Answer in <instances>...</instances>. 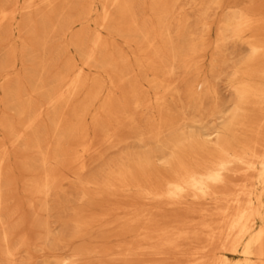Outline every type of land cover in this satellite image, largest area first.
Segmentation results:
<instances>
[{"label":"rangeland","instance_id":"1","mask_svg":"<svg viewBox=\"0 0 264 264\" xmlns=\"http://www.w3.org/2000/svg\"><path fill=\"white\" fill-rule=\"evenodd\" d=\"M97 1L99 10L87 15L89 34L96 32L95 22L101 15L102 0ZM168 2L171 5L166 18L168 37L176 52L172 57L168 50L165 51L168 60L160 75L165 87H154L150 82L152 74L143 73L138 66L140 49L147 48L145 43L121 36L113 29H102L103 39L120 52L128 65L125 78L138 85L143 99L139 108L128 110L132 118L123 122L116 135L111 136L114 121L98 127H94L92 121L111 92L105 68L97 61L87 60L72 46L66 51L67 56L57 60L59 65L64 64L66 58L77 64L88 62L83 73L85 86L69 103L59 105L68 116L72 107L83 102L93 80L101 83L96 99L88 106L83 118L93 137L83 168L78 167L76 160L72 163L63 156H50L56 148L52 132L54 107L46 103L45 94L56 82L48 73L44 75L46 83L40 86L41 58L33 61L22 55L19 72L23 99L35 104L40 144L39 147L31 144V129L22 128L23 137L12 142L0 127V139L5 142L0 173V264H177L183 252L189 253L204 240L203 234H191L177 241L180 250H172L159 247L155 239H144L145 228H170L179 218V211L163 203L139 198L132 179L126 185L109 187L106 183L118 170L123 167L134 169L146 156L152 159V181L155 175L166 171L168 146L179 131H165L156 139L150 137L161 116L184 117L182 128L195 131L203 126L201 130L206 133L229 121L237 99V81L247 70L246 62L251 56L249 43L264 36V0ZM110 10L114 12V8L110 7ZM135 12L140 22H155L151 0H137ZM241 16L248 17V25L237 33L235 25ZM71 27L77 30L80 25L73 23ZM66 39H53L48 47L62 46ZM155 43L160 40L156 38ZM39 55L47 57V54ZM198 79L207 81L200 100L192 93ZM114 93L121 95L119 90ZM0 97L4 98L2 92ZM155 97H161L158 104ZM217 109L223 111L222 116L212 115V110ZM4 116L14 120L15 112L1 103L0 118ZM185 118L201 121L191 123ZM257 134L264 135V103L253 100L243 105L240 117L232 122L226 135L234 146L240 147L245 143L252 144ZM77 143L69 139L62 141L63 151L69 158L75 157ZM44 155L46 160L42 165ZM44 169L54 173L55 182L48 190L35 193L32 184L43 177ZM234 169L232 179H241V167L235 165ZM139 180L145 182L143 177ZM136 209L147 211L138 224L127 231L124 225ZM198 220L200 217L194 219ZM226 254L231 261L240 258L228 251Z\"/></svg>","mask_w":264,"mask_h":264},{"label":"bare ground","instance_id":"2","mask_svg":"<svg viewBox=\"0 0 264 264\" xmlns=\"http://www.w3.org/2000/svg\"><path fill=\"white\" fill-rule=\"evenodd\" d=\"M97 0H0V104L4 103L15 112V119L0 118V127L12 142L23 137V129H31L30 142L39 147L40 137L36 129L35 104L23 99L19 64L22 55L30 60L40 59L39 85L46 83L44 75L50 73L56 85L45 94V101L54 108L52 132L56 139V148L50 156H63L78 167L85 166V155L92 148L93 137L84 125L83 118L88 106L96 99L101 83L98 80L88 86L81 104L70 110V115L59 109L67 104L74 95L85 86L83 73L87 61L74 63L66 58L64 64H57L60 56H67L72 46L87 60L99 62L108 74L111 92L100 106V112L93 115L94 127L110 121L115 122L112 135H116L126 119H131L130 108H139L143 104L138 85L125 78L128 65L122 55L102 36V29H113L121 36L145 43L141 48L138 66L143 73L150 72V82L154 87H165L160 75L168 60L165 51L175 56V47L170 46L166 18L171 12L168 0H151V10L155 22H140L136 17L137 0H102L101 15L95 22L97 30L93 34L87 31V15L98 11ZM40 6H43L41 8ZM110 7L114 8L111 12ZM248 17L241 16L236 23L240 33L248 25ZM78 23L74 30L71 25ZM231 24V23H228ZM67 37L64 45L53 44L51 40ZM156 38L160 43H155ZM251 56L246 62L247 70L238 79L235 87L236 102L229 116V121L210 133L198 130H185L181 127L184 117L161 116L153 131L156 139L165 131H179L169 144L168 168L155 175L152 181V159L149 156L137 162L136 167H123L106 183V186L126 185L133 181L139 198L148 199L170 206L179 211L174 225L145 228L143 237L155 239L159 247L180 250L177 241L188 238L191 234H203L204 240L194 246L189 253L183 252L177 264H264V135H256L252 144L234 146L226 135L234 120L240 117L243 105L257 100L264 103V36L250 43ZM47 54V57L39 54ZM44 77V78H43ZM65 88L62 91V88ZM207 88L205 79H198L193 86V96L200 100ZM114 90H119L116 96ZM161 97H155L158 104ZM212 115H223L220 109L212 110ZM187 119V118H185ZM191 123L201 120L187 119ZM213 137L210 138V136ZM77 143L75 157L69 158L61 146L64 140ZM2 153L5 142L0 139V173ZM163 154L161 155V157ZM44 155L41 164L44 165ZM243 170V177L233 180L234 167ZM137 176V177H136ZM139 177L145 178L142 183ZM56 176L44 169L43 177L33 182L35 193L48 190ZM118 186V185H117ZM147 209H136L125 223V229L131 231L138 224ZM182 216V217H180ZM196 217L200 220L194 221ZM150 219L147 224L150 223ZM191 229V230H190ZM238 254L235 261L226 254ZM182 252V251H181Z\"/></svg>","mask_w":264,"mask_h":264}]
</instances>
